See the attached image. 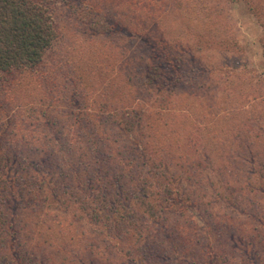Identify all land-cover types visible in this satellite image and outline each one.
Wrapping results in <instances>:
<instances>
[{"label": "rangeland", "instance_id": "rangeland-1", "mask_svg": "<svg viewBox=\"0 0 264 264\" xmlns=\"http://www.w3.org/2000/svg\"><path fill=\"white\" fill-rule=\"evenodd\" d=\"M47 4L57 30L52 47L37 69L15 72L0 91V224L8 207L18 232L8 244L18 255L14 263L128 264L120 254L124 217L131 209L148 214L150 200L133 206L118 193L106 197V203L97 192L73 187L63 175L73 166L70 149L85 139L80 127L67 124V111L80 110L69 104V89L84 76L87 102L102 103L104 94L119 108V101L125 102L118 92L122 75L133 74L135 82L147 56L154 64L153 55L168 53L180 56L187 71L194 70L187 72L193 77L173 97L186 126L174 130L171 148L165 139L164 152L176 151L174 147L179 154L192 152L198 165L189 172L181 162L178 168L166 159L177 186L172 189L166 180L162 187L170 188L168 201L178 198L184 204L156 209L157 218L144 214L149 227L156 228L159 255L166 264L204 261L211 253L218 264H264V0ZM141 92L144 96L135 99L157 111V96L153 100L147 95L150 90ZM164 102L160 111L168 122L175 106L169 98ZM90 109L95 118L98 111ZM149 121L145 113L141 125L150 126ZM157 121L152 119L154 125ZM166 128L156 136L166 132L169 138L173 127ZM188 136L190 142L183 141ZM17 154L28 159V172L16 162ZM61 166L66 170L60 172ZM117 198L123 208L115 202L116 213L105 212L104 205L109 208ZM183 244L188 247L182 255L175 254ZM136 257L137 264H148L144 253Z\"/></svg>", "mask_w": 264, "mask_h": 264}, {"label": "trees", "instance_id": "trees-1", "mask_svg": "<svg viewBox=\"0 0 264 264\" xmlns=\"http://www.w3.org/2000/svg\"><path fill=\"white\" fill-rule=\"evenodd\" d=\"M47 3L48 0H0V91L2 83H5L7 78L15 72L37 69L42 64L45 53L52 47L57 37V30ZM158 44L162 48L164 43L159 41ZM164 55L165 57L153 55L154 64L150 62L151 58L147 56L143 68L137 69L141 75L136 76L135 82L133 81V74L122 75L123 79L118 85L120 87L118 92L120 100L121 97L125 96V102L119 101V108L108 101L103 96L104 94L100 95L103 99L102 103L99 102L96 105L94 101L87 102L90 100V95L85 97L84 92H88L85 83H83L84 76L81 78L79 75L80 80L76 79L78 81L74 82V85L69 89L72 94L69 98V104L80 110L78 113L67 111V124H71L68 126L75 125L76 129L80 127V133L83 131L81 136H84L85 139L83 143L78 144V147L70 149L74 156L72 159L73 166L68 169V173L63 175L69 177V183L73 187L90 194L97 192L96 196L100 199H106V203V197H116L118 193L124 195L123 199L132 201L133 206L137 203L144 204L145 200H150L148 202L150 206L148 214L144 211L139 215L131 209L129 215L125 216V219L123 218L125 220L122 223V228L125 229L123 235L125 242L120 248L123 250L120 254L127 257L125 262L128 264H137L139 261V257H136L137 253H144L148 264L154 260L164 262V259L159 255L160 241L153 232V230L156 231V228L149 227L148 221L144 218H157L156 209L158 208L170 207L169 209H172L184 204V201L178 198L168 201L170 188L162 187L166 180L170 182L172 189H174V185L177 186L176 181H174L175 177L167 171V163L180 168L178 162H181L189 172H195L198 165V157L192 152L182 151V154H179L176 147H174L176 151L169 149V153L164 152L166 149L165 139L167 138L169 148H171L172 144L174 145L172 142L174 130L186 126L187 120L182 121L178 113L182 107L176 106L177 103L173 97L176 96L178 87L187 85L193 77L192 73L187 72L194 70L193 66L188 71L184 69L180 56L171 58L168 53ZM113 85L114 82L110 87ZM146 89L151 92V95L149 92L147 94L149 99L152 96H157L158 105H161L155 112L152 111L150 104H142L138 99H135L140 93L144 96L141 91ZM92 94H94L93 88ZM68 96L70 95L66 96L67 101ZM166 96L167 99H164ZM127 97L128 99H126ZM168 98L175 107L172 108L174 111H172L169 121L166 122L160 109L166 103L164 101H168ZM90 107L98 111L99 116L92 118L93 113ZM145 113L149 116L150 126L146 124L143 127L141 124ZM152 119L158 120V124L154 125ZM167 125L173 127L171 136L166 137L165 132V134L161 133L163 137L159 136L160 138H158L155 132L158 129L164 131L167 129ZM190 139L192 137L188 136L183 141L190 142ZM67 145L71 148L72 144L69 142ZM51 153L55 155L50 151L49 154ZM16 162L21 170L28 172V159L20 156ZM59 170L62 172L66 169L61 166ZM28 175L24 174L23 177ZM39 181L41 184L45 183L44 179ZM134 193L137 196H134ZM48 195L51 197L50 194ZM72 197L80 198L75 195ZM131 197H134L135 200ZM165 197L166 201H164ZM9 198L12 201L19 200L14 197ZM120 200L121 198L113 200L114 202L109 200L110 206H114V209H111L109 205H107L109 208H105L104 205L105 212L115 214L118 207L115 206V202L118 204L121 202ZM121 208H123L122 205ZM144 214H146L145 217ZM13 216L14 214L11 215L8 207H6L4 224H0V241L4 242V252L0 251V264H15L14 259L18 257L12 251L11 245L8 246L9 242L16 238L14 234L18 233L15 224L12 222ZM185 247L188 246L183 244L182 247H176L179 252L175 249V254L182 255ZM207 248H211V246L207 245ZM208 252L211 253V251ZM189 264L218 263L214 261L211 253L206 260L193 259Z\"/></svg>", "mask_w": 264, "mask_h": 264}]
</instances>
